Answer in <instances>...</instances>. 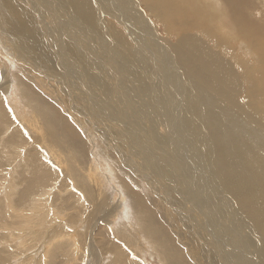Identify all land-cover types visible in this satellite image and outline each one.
<instances>
[{"label":"bare ground","instance_id":"obj_1","mask_svg":"<svg viewBox=\"0 0 264 264\" xmlns=\"http://www.w3.org/2000/svg\"><path fill=\"white\" fill-rule=\"evenodd\" d=\"M21 1H23V3H18V2H20V0H0V26L2 27L1 28L2 30H3V27H6L5 28L6 32L4 30L3 34H5V33L7 34V38L5 40H3L4 41L3 43L5 44L6 47L10 48V50H11L10 54L13 55L12 58H14V56H15V58H19V55H21V58L19 59V62H22V63L26 64L27 66L28 65L31 66L34 70H36L37 72H39L42 75L48 74L45 70L51 72L50 74H56V75L62 74V73L64 74V72H62V70L59 68V66H55V56H54V53H53V52H55L54 44H55V46H57V48L59 47V44H60L61 52L58 55L57 54L56 55L58 57L57 59L60 62H62V64L67 63V67H66V65L63 66L66 69L65 72H67L69 75H71L70 72H72V76H73V73L75 71H77V68L75 67V64L71 62V60H72V58L77 59L76 63L77 64L79 63L80 67L84 71V75L87 76V78L85 77L84 80L87 81V80L92 79L93 77H96L97 78V82L99 84H102L105 87V89H107V93H105V94H103V93L95 94L98 97H102V98L105 97L107 99L109 96L112 95V93L114 91L117 92V89L118 90L121 89V85H123V84H120V83H123L122 82L123 80L127 81L128 82L127 84L130 86V88L126 89L128 87H124V86L123 87L125 88V90L128 93V95L129 94L130 95H129L128 102L125 99L122 98V101H124V105H123V110H122L123 116H121V118L124 121L122 123H120L123 128H118V129L121 132H123L124 130H126L128 132L130 131V133H129L130 135L129 136H130L131 140H137L139 142L140 140L138 139V137L139 136L142 137L143 135H144L143 137H145V133H143V131H145V132H148L147 137L149 136V133H150V135H151L150 139H152L153 142L157 146H159L158 144L162 145V148L164 149L163 151H166V150L168 151V149H169V146H168L169 141L173 143L171 145H172L173 149L175 150L174 146H177V144H178L176 142V138L173 139V141H172L171 137H161L159 135V133H158V136L157 135L154 136L155 134L153 133V131H154L153 127H154L155 124L160 123V122L163 123V122H165V120H167L168 123L167 122L166 123L169 124V126H170V128L172 130L171 134L174 135V132L178 131V129L180 127L182 128V126H183L184 129H185L184 131L187 132L186 138H189L190 142L192 141V143H191L192 146H199L201 148L196 153L198 155H200V153H202L205 156V159H202L203 161L201 162L200 161L201 159L200 158L198 159V155L190 156V154H192L191 153L192 150H191V152L189 154V158H187L188 152L186 150H188L187 149L188 147L186 146V144L184 145V144H182V142H179L180 143L179 148L182 151L183 155L186 154V157L184 156L183 158L186 159L185 161H186V163L188 162V165L199 166V172L202 173L203 170H208L207 168L205 169V166H203V164L205 165V163H204L205 160H206L207 164H212V158L214 157L215 164L214 165L212 164V170L217 176L219 175V171L222 169L223 171H225V174H226V172H228L229 176L230 175H234L237 178V180H238V182H237L238 186L234 185L233 192H230L231 190L229 191L227 189L228 187L226 188L223 184L220 185L224 189V192H222V194H223L222 198L228 204H225V203H223L221 201L222 200L221 199V195L219 197V203L218 202H213L210 199H206V197L203 195V193H202V191L200 189V191H201L200 193H201L202 197L204 198L205 204L207 205V207L209 209L215 211L216 215L219 218L218 224L214 221L213 218H211V220H210L211 226L214 227V230H212V232L216 236L215 243L211 242L208 239L207 235L199 236L200 225L204 224L201 219H200L201 223H198L199 227L198 226H196V227L193 226L194 222L192 223V225L189 223L190 228L197 232L195 234V236H196L195 240L197 242H199L198 245L201 246L200 247L201 248L200 249L201 250L200 254L206 260V262H204V264L205 263L206 264H264V245L262 244V243H264V20H263L262 17H258V16H256L254 14V7L255 6L251 2L252 0H211V1H206L205 0L206 2H200L199 4H197L196 3L197 1H194V0H145V7L148 8V11L151 12L154 15L156 21L158 19L159 24L161 26L163 25L164 29L167 32L171 33L172 38L174 37L175 41L172 43V46H174V51H175V53L178 56V61L180 60V62L182 64V67H185L187 69V71L184 70V73L185 74L189 73L192 76V78L194 79V81L192 80L194 83H192L191 85L189 84L190 82L189 83L187 82L189 84V86L191 87L190 89L189 88H187V89L192 91L190 94H194L195 92H197L199 94V96H197V97H199V99L196 100L195 98H191L189 102H187L188 100H186V99L190 98L191 95L189 96V95H185L183 93L186 90V88H185L186 85L184 84L182 79H181V81L179 80V78H180L179 76L180 75L179 76L176 75L175 81L178 83L177 86H175L173 83L168 81L169 79H167V78L165 79V82L168 84L169 88L174 87L173 89H175V91H176L175 94L171 95L169 93V91H167V92L164 91L163 88H164V83L165 82H162V83L160 82L161 85L160 84L159 85L161 86L162 89H160V91H158L155 88L156 83L154 82L156 80V75H157V71H156L157 65L153 66L152 61L149 58L148 59H143V57L140 54H138V50H135L133 53H131L130 51L132 49L130 47H128L126 42H125V44L124 43H117L116 46H114L113 48H110V49L106 48L107 46H106L105 43L107 42V40L110 39L111 42L114 43V41L118 38V36H119L120 39L129 40V38H131L130 39L131 41L136 39L137 42H139V43L143 42V44L149 48V53L150 54H151L152 51H154L155 52L153 54L154 57L158 60V62L159 61H163V66H165V67H170V66L175 67V65L171 62L170 57L169 58L167 57L166 50H161L160 46L163 47V45H162L163 43L161 41L159 42V40L156 39V36H157L156 33L154 32V33L151 34V32H153L151 30V28H152L151 24L147 21L148 23L145 22L146 24L143 25L142 21H144V19H146V20H148V19L141 14L140 10L139 11L136 10L137 6H136V4H135V2L133 0L128 1L127 4H125L127 6V8L124 6L126 8V10L123 9L124 13L121 10L123 7H121V6L117 7L119 9V11L121 10V12H122V15H120V17L122 18L121 21L125 25H127V26L133 25L132 24L133 20L136 21V23L138 24V27H136L135 25L132 28L130 27L131 28V32H129V33H131V35H130L131 37L126 36L127 33H125L121 28L120 29L116 28V30L115 29L111 30V27H109L111 34L107 33V37L99 35L101 33H104L103 29L106 28L105 23L103 22V18L99 14H101V13H103L105 11V7L104 6H109L108 4H105L103 2V0H95V2H93L94 0H42L41 2L43 4L47 3L49 5V4L52 3L53 6L55 5L53 8H58V9L60 8V11H61L60 14L66 16V18L68 19V20L64 19L68 23V26H70L69 24L72 25V22H74V21L76 22V20H78V22L80 23L79 25H80V28L82 27L81 29L80 28L79 29L73 28L72 31L66 30L65 33L62 32L63 33V35H62L63 36V41H65V39L69 38V41H65L66 42L65 45H63L61 41H60L61 43L58 42V40H57L58 37L57 38L55 37V41H54V38H53L54 36L51 35V33L53 34V31L51 29L50 30L48 29L49 26H48V28L42 27V29H41L40 24L41 25L44 24V23L42 24V20H44L42 18H44V17H43V15H41L42 14L41 13L42 10L40 9L41 10V12H40V10L36 9V5L39 4V2L36 1V0H21ZM24 3H26L28 5V7H30L29 5H32V7H34L35 14H32L28 10V8L25 7L26 5L24 6ZM110 3L113 4L112 2H110ZM179 4L182 5L181 8L179 7ZM203 5L206 7V12H207L206 14H204L205 11L203 9ZM113 7H114V5H113ZM210 8H212V10H213L212 12L210 11ZM108 9H111L110 6H109ZM142 11L146 12V9H143ZM258 11H260V10H258ZM135 12H138V13H135ZM256 12H257V10H256ZM117 13H118V11H117ZM260 14H261V12H260ZM114 16L117 17L116 15H114ZM1 18H2V20H1ZM117 18H119V17H117ZM158 21H157V23H158ZM78 22L76 24H78ZM47 23H48V21H47ZM50 25H52V24H50ZM74 25H75V23H74ZM144 27L148 28L146 30L145 34H143V32H142V31L145 30ZM216 30H218V32H216ZM91 31H93V32H91ZM219 32H221V34H224V35H226L227 33L229 35H230V33H233L232 37L236 38L235 40L238 39V40L244 41V46L241 45V44L240 45L237 44V46H235V48L239 49L242 46V48L244 50L245 46H246V49L248 51H250V53L248 55V56H250V58L247 56V57H244V59L241 57L242 54H236L235 53L236 55H234V54L231 53L233 58L238 60L240 62L239 64H241L243 66V69H242L241 72H237V70L235 69L233 61H230V60L226 59V57L223 55V53L221 54L219 52V50H220L219 48H221L223 51L227 52V54H229V52L232 51L231 49H235L231 45V42L224 40V38L222 37L223 35L221 36V34H219ZM71 33H74V35L72 36ZM65 35L69 36V37H65ZM94 35H95V37H93ZM146 36H148L149 38L148 39L145 38ZM111 37H114V39H112ZM85 38L88 41V47L89 46H90V48L93 47L94 49H97L100 53L102 52V54L105 57V59H110V60L112 59V61H113L114 55H112L113 53H111V52H113L112 50H115V52L118 50L119 51L118 54L120 56H122L121 58L119 57L120 58V63L126 64L125 65L126 68L124 67L125 68L124 71L126 73L127 78L122 77L123 80L121 82L119 81V79H118L119 75L117 74V72H119V71L116 72V69L114 68L115 65H112V68H114L113 74L116 76V85H114V84H112L114 86L110 85L111 81H109L110 78H108V77H110V76H109L108 73H107L108 77H105L106 75L103 74L105 78H102L101 76L97 75L96 71H95L96 69L94 67L99 68V67H101V65L98 63V61H96V59H94V57H90V55L91 56L93 55L92 48L90 49V48L86 47V41L84 40ZM92 38L94 40H92ZM1 39H3V38H1ZM152 39H154V40L159 42V45L157 43V45H158L157 49H155V47H153V42L154 41ZM210 41L213 42V45H215L214 47H213V45L209 44ZM103 44H105V45H103ZM141 46H142V44H141ZM164 47H165V45H164ZM148 48H146V49H148ZM100 53L97 52L96 54H94V56L95 57L97 56L96 58H98L100 61L103 62L104 58L102 57V55H100ZM233 53H234V51H233ZM4 54H5V52H4ZM133 54L136 55V56H134ZM149 56L152 57V55H149ZM252 58H255L253 60L254 62H251ZM132 59H136V61H138V64L137 63L135 64V62H134L135 60H132ZM67 61L70 64H68ZM130 61H133L134 65H136V66L132 67ZM172 61H174V60H172ZM164 63H167L168 66L165 65ZM14 64L15 63H13V65ZM38 64L43 66V68L45 70L44 69H43L44 71L39 70L40 66ZM108 64L110 65L111 63L108 62ZM26 65H23V66H26ZM14 67H15V65H14ZM104 67H106V66H104ZM24 68H26V67H24ZM167 69H169V68H167ZM29 71L31 72V70H28V72ZM135 71H137L139 73V77L141 79H139L136 76H134L136 78V80L134 82H131V80L128 77H130L131 75H134ZM102 73H103V71L101 72V74ZM40 74H39V77H40ZM128 75H130V76H128ZM67 77L69 78V76H65L64 81L60 80L61 81L60 83H63L64 87L69 83V81H67ZM173 77H172V79H173ZM6 79H7V77H6ZM46 79H44V81ZM50 82H53V81H50ZM168 82H170V84ZM172 82H173V80H172ZM44 84H46V82ZM50 84H52V83H50ZM134 84H135V86H134ZM5 85H6V81H5ZM3 86L0 85V87H1L0 94L4 93V91L2 92V90L3 89L5 90L6 87H7L6 86L4 88ZM46 86H47V84H46ZM156 86H158V85H156ZM21 87H22L23 90H25L23 86H21ZM7 89H8V87H7ZM32 89H34V87ZM28 90H29V88L25 90L26 93H28L27 92ZM47 90L49 91V89H47ZM52 90H54V89H52ZM6 91H8V90H6ZM48 91L46 92L47 95H48ZM40 93H42V92H40ZM163 94L165 95V97H167V101H165ZM6 96H8V94ZM6 96H4V97H6ZM24 96H26V95H24ZM49 96H51V94ZM150 96L155 97V98H150ZM55 97H57V96H55ZM141 97H143V98L145 97L144 100L142 98V100L144 101V104L142 102H140L141 105L140 104L138 105L137 102H138V100ZM134 98H136L137 101H135ZM36 99L37 100H35V98H33L32 96H28V95L26 96V100L24 101V103L27 105L26 106L27 110H32V109L36 110L39 107L41 108V105H40L41 102L38 101V98H36ZM52 99L53 98H51V100ZM93 100L95 102H92V103H94V105H97L96 108H94V109L99 110L100 113L102 114V117L105 115L102 111H108L110 113H114L112 111L113 109L111 108V104H110V107H109L105 103L99 102L97 98L95 100L94 97H93ZM37 101L39 102V104H38ZM7 102H9L10 105L12 103L10 100L7 101ZM20 102H22V101H20ZM3 103H2V97L0 95V125H2L3 122H5V123L7 122L8 123V127H7V129L5 131H8V129L11 130L13 132V135L11 137L17 136V138H18L19 137V132L21 134L22 133L21 129H23V125H21V124L22 123L25 124L26 121L24 120L25 121L24 122V121H21L22 119L21 120L17 119L16 117H17V114L19 112L16 113L12 109L10 111H12V113L14 115L13 119L11 118L12 117V113H10L11 116L9 114H7V113H6L7 115L3 114L2 113L3 109H4V113H5L6 109L8 108ZM9 103H7V104H9ZM90 103H91V101H90ZM129 104L132 105V108H133L132 117H133V115H134V117L131 118V120L129 119V125H127L128 121H126V119L128 117L126 118L125 115L127 116V114L130 113V111H131L130 109H132V108L129 109V107H130ZM49 105H50V102H49ZM197 105H199L198 109L201 108V109H199V113H197V116H199V118H198L199 122L194 121V118H193L195 113H196V111L198 110L197 108H195V106H197ZM43 106H44V104L42 105V107ZM169 106H170V108H169ZM13 107L14 106H12V108ZM46 107L43 108V110H45L44 112L46 113V115H44V116L47 117V121L49 119H51V118H54L56 120L55 115L52 114V111L47 109ZM55 108L56 107H54L53 109H55ZM15 109H16V107H15ZM175 109H177L176 116L174 115L173 117H170V114L173 111H175ZM43 110H41V111H43ZM62 110H63V107H62ZM16 111H18V110L16 109ZM57 111L59 113V110H57ZM95 112H97V111H95ZM37 113L38 112H36V114ZM86 113H87V110L85 111V114ZM19 114H21V112ZM38 114H40V112ZM55 114H57V113H55ZM68 114H70V112ZM7 116L9 117V120H8ZM27 116H29V115H27ZM34 116H35V114H34ZM165 117H166V119H165ZM21 118H23V117H21ZM31 118H29V119L31 120ZM44 118H42V119H44ZM77 118H79V117H77ZM94 118H96L95 120L97 122V125H101L104 122L103 119L97 118V115ZM36 119H37V117H36ZM39 120L37 119V122H39ZM27 121H28V119H27ZM32 122H34V121H32ZM44 122H46V120ZM78 122H81V121H78ZM83 122H81L82 125L85 124V121H83ZM96 122H94V123H96ZM106 122L107 121L105 120V123ZM182 123L184 125H182ZM179 124H180V126H179ZM36 125L37 124L35 122V124H33L31 126H30V124H29V126H27V125L26 126L31 130V127L35 128ZM43 125H44V123H43ZM26 126H24V127H26ZM45 126H46V124H45ZM45 126H44V128H45ZM64 126H65V124H64ZM112 126H114V125L111 123L110 127H112ZM70 127L72 129L74 126L72 127L71 125H69V127H66V128L70 129ZM205 127H208V129L210 130L211 133H207L204 130ZM42 128H43V126H42ZM49 128H51V127L48 126V129ZM155 128H156V126H155ZM255 128L263 129L262 133L258 132L259 131L258 129L256 131ZM35 129L37 130V128H35ZM101 129H102V127H101ZM109 129H111V128H104V130H106V131H109ZM118 129L116 130V128H115L114 132H117ZM193 129L196 130V132L199 131L198 132L199 135L196 134L197 137L199 136V139L197 138L196 141H195V138H194L196 135L194 134V130ZM45 130L46 129H43V131H45ZM53 130H54V134L58 130V127H57L56 123H55V125L53 127ZM157 130H159V129L157 128ZM49 131L46 132V133L48 134ZM37 132L38 131H36V133ZM78 132H79V130H78ZM31 133H32V131H31ZM204 133H206V134L204 135ZM4 134L6 135V133H4ZM50 134L51 133H49L47 136L44 137L46 139H44L43 137L42 138L40 137V138L42 139V141L48 140L49 137L52 138V136H50ZM115 134H116V137L111 135V140H112V142L114 143L115 146L113 145V143H111V142L108 143V141L105 140L108 143V145L113 148L112 151L113 152L116 151L115 154H117L118 156L119 155L122 156L123 155L122 153H124V152L125 153L132 152L131 151L132 149H130L128 147L129 145L127 146V144H124V143H128V142L125 141L126 139L124 140L117 133H115ZM152 134H154V135H152ZM36 135L37 134H35V136ZM44 135H45V132L43 133V136ZM161 135H163V134H161ZM181 135H179V136H181ZM184 135L185 134H183V136ZM76 136H77V139H79V136L78 135H76ZM11 137L9 139H11ZM38 138H39V136H38ZM41 139H40V141H41ZM58 139H59V137H58ZM58 139H56L57 142L59 141ZM34 140L37 141V139H34ZM127 140H129V139H127ZM48 141L51 143L50 140H48ZM48 141H45L46 143L44 142L46 144V146L43 143L42 144L44 145L46 152L54 160V159L57 158L55 152H58L57 150L59 148L57 147L58 149L56 151H55V149H53L55 151L54 152L52 150V148L50 147L51 145L49 144ZM120 142H122L123 144L120 143ZM134 143H136V142H134ZM40 144H39V146H40ZM53 145L54 144H52V146ZM40 147H43V146H40ZM44 147H43V149H44ZM3 149H4V147H3ZM61 149H63V147ZM16 150H18V149H16ZM150 151H149V154H150ZM3 152H4V150H3ZM5 152H7V151H5ZM17 152H16V154H17ZM168 152H170V151H168ZM175 152L172 150V153H173L172 154L173 155L172 160L175 163L174 165H176L179 170L182 169L183 166L186 167V169L189 168L188 165H183L181 160L177 159L178 157L176 156V154H179V153H177L178 151H176V150H175ZM184 152H185V154H184ZM9 153H12V151L9 150ZM143 153L145 154L144 151H143ZM151 153H152V151H151ZM21 154H22V152H21ZM162 154H163L164 157H162V155L158 156V157H156L157 158L156 161H157V163L159 162V164L161 166H163V168H164L165 167V163H166V166H168L169 163L167 161H165V160L168 159V158H165V157H168V156L164 152ZM59 155L61 157V154H59ZM124 155H126V154H124ZM151 156H152V154H151ZM153 156L155 157V155H153ZM194 157H195V160H194ZM150 158L152 159V157H150ZM130 159H132V158H130ZM83 160H85V159L82 158V161ZM172 160L170 159V161H172ZM198 160H199V162H198ZM21 161H23V160H21ZM21 161L19 163H21ZM40 161H39V163H40ZM70 161H71V159H70ZM62 163H63V160H62ZM67 164H69V163H67ZM170 164H172V163L170 162ZM79 165L80 164L78 163V166ZM18 166H21V165L18 164ZM23 166H24V164H23ZM23 166H21V167H23ZM136 166H137V163H136ZM170 166H172V165H170ZM15 167H16V165H15ZM64 167H66V166H64ZM25 168H27V167H25ZM138 168H140V167L138 166ZM173 168H174V166H173ZM173 168H171V169L173 170ZM61 170H64L65 172L68 171L67 168L66 169H62L61 168ZM77 170H79V169H77ZM90 170H91V173L88 174V175H85V177L84 176L78 177V178H76V177L73 178L72 176L71 177L73 179H76L78 184L79 183L81 184V188L80 189L83 188L84 191H88V193L91 196H93V197H95L97 199L96 202H94L95 200L93 201L94 202L93 204L97 205V207L100 208V206H103V203H100V200L102 199L101 196L103 197L104 192L102 190L101 183L98 181V179L96 177L97 175L95 174V172L93 171V169L91 167H89V171L88 172H90ZM158 170H159L158 173L160 175H163L164 181L166 180L167 183H170L169 187H168V190L166 191V195L168 196L167 193H169L170 189H171L172 191H175V192H170V193L178 192V194H180L179 197H180V200H181L182 197H183L182 192L178 188H174L176 186L173 185V183L176 182V179H177V176H178L177 171H176V173L174 171L167 173L166 171H168V170H165V169H162V168H160ZM69 171H68V173H70ZM140 171L142 172V170H140ZM85 173H87V172H85ZM77 175H78V173H77ZM192 176H193L192 173L189 174V177L192 178ZM220 176H219V178H220ZM192 179L199 185L200 181L196 177L192 178ZM234 179H232V181ZM157 180H159V178ZM230 180H231V178H230ZM8 182L9 181H7V183ZM51 183H52V181H51ZM228 184H229V182H228ZM234 184H236V183H234ZM77 187H79V186H77ZM17 188H15V189H17ZM13 190H14V188H13ZM46 190H48V189H46ZM105 192H107V191H105ZM44 193H45V191L39 193V195L42 197V196H44L43 195ZM136 193H137V191H136ZM245 194L251 199L250 202L247 203V211H248V214H249V216H247V220H248L247 230H250V232H251L250 235L248 236V238H247V233H246L247 230L246 231L243 230V231L240 232L237 229H234L236 224L241 223V221L245 222V220H246V219H243V218L240 219L239 212L237 211L238 207H239L237 198H240L241 196H243ZM128 195L130 196L129 198H132L131 197L132 194L130 195V191L128 192ZM15 196H16V194H15ZM125 196H127V195H125ZM108 198H110V197H108ZM120 198H122V197H120ZM35 199L38 200L36 198V196L34 198V201H35ZM135 199L136 198H134L133 203H132V200L129 199V200H131V202H130L131 204H127V205L132 206L131 210H134L135 217H137L136 221L139 219L138 221L140 222V224L137 222L138 223L137 225L140 226L141 230H144V232H145L144 234L147 235L148 238H146L143 235L140 236L141 235L140 233H138V234L136 233L137 234L136 235L135 232L134 233L132 232L133 229H132L131 223L127 222L129 220V218H130L129 215L127 217L128 220L126 219L125 222L123 220L124 224L128 223L127 225H129V227L127 226L126 229H124V226L122 224L123 229H120V230H123L125 237H127L129 240L130 239L134 240V238H135L139 242L142 240L141 242H144V243L147 240V242H149V244L148 245L145 244V246L142 244L140 249L142 251L146 252V249H149V250L152 249L153 250V248H154L155 249L154 253H156V254L160 253L159 256H160V259H162L163 264H175L174 261L177 260V259L180 260V261H177L178 262L177 264H184L186 262L185 261L186 257H184L183 253L181 252L182 250H179L177 247L171 246L173 243L169 241V239L167 238V236H166L165 232L163 231L162 227L159 225V222L153 221L152 217L147 214L148 206L145 205L140 198H138V200H136V201H135ZM168 199H170V198L168 197ZM172 199H173V202L178 204L180 209L177 208V207H175V208L178 209L180 211V213L182 214V209L184 207H182L181 202H179L180 200L179 201L176 200V198H173V196L171 197L170 201H172ZM89 200L90 199H87L88 202L91 201V200L90 201ZM103 200H105V199H103ZM34 201H32V202H34ZM109 201H110V199H109ZM32 202L30 201V203H32ZM101 202H103V201H101ZM185 203L188 204L187 202H185ZM110 204H111V202H110ZM83 205H85V204H83ZM104 205H105V202H104ZM119 205L120 204H118V206ZM11 206H13V205H11ZM39 206H40V204H39ZM107 206L108 205L106 203V207ZM35 207H37V205ZM125 207H127V206H125ZM94 208H95V206H94ZM16 210H18V209L16 208ZM186 210H187V208L185 209V212H186ZM235 210L237 211V214L233 213V212H235ZM105 211H106V209H105ZM107 211H108V209H107ZM127 211H128V209H127ZM94 212H98V211H94ZM113 213H115V212H113ZM190 213L191 214H193V213L195 214L196 211H193V212H190ZM70 214H71V212H70ZM104 215H105V213H104ZM186 215H188V214H186ZM98 216H99L98 220H101L102 219V214H100ZM10 217H12V216H10ZM182 219L185 220L184 217H182ZM105 220H103V221H105ZM131 220H133V219L131 218ZM15 221H17V220H15ZM90 221H91V219H90ZM226 221H229V222L227 223ZM194 224H196V223H194ZM37 226H39V225H37ZM122 226H120V227H122ZM24 227H26V225ZM230 228L235 230V232H234V230L232 231V233L234 232V234L229 233V229ZM120 230H119V234L118 235H120ZM137 230H139V228L137 229V227H136V231ZM53 231H56V230H53ZM98 231H100V230H98ZM103 231H104L103 234H105V232H107V227H105ZM62 232L64 234V232H65L64 229H63ZM112 232H113V230H112ZM242 232H244V234ZM67 234L69 235V232ZM170 234L172 235V233H170ZM205 234H207V232H205ZM208 234H210V233H208ZM57 235H60V232ZM105 235H107V234H105ZM116 235H117V233L115 234V236ZM224 235H226V236H224ZM237 235L240 236V239L238 237H236ZM60 237H58V239ZM67 237H69V236H67ZM113 237H114V234H113ZM144 237L146 238V240L145 239H141V238H144ZM54 238L56 239L55 236H54ZM90 238H92V237L90 236ZM199 238H203L204 241H206V244L201 243ZM64 239H65V237L62 240H64ZM67 239H69V238H67ZM72 239H73V237H72ZM178 239H179V237H178ZM69 240H68V242H69ZM143 240H145V241H143ZM179 241L178 242L175 241V242L178 244ZM183 241L184 240H182V242ZM56 242L59 243V240H57ZM128 242H130V241H128ZM22 243H24V242H22ZM58 243L55 244V242H54L53 245H57ZM60 243H61V241H60ZM208 243H210L211 246H209ZM136 244H137V242L134 245H136ZM137 245H139V244H137ZM178 246H181V243H179ZM234 247H237L239 249L240 253H237L235 251ZM65 248H68V247H65ZM197 248H199V247H197ZM51 249L52 248H49L48 250L45 251V253H44L45 256H47V254L49 253V251ZM113 250L115 252L114 253L115 257L123 255L124 254L123 251H126V252L129 251L130 252V250H132V252H133L131 244L130 243L127 244V242L124 245L121 244L120 247H119V245L114 246ZM141 250H139V252ZM156 250H158L159 252L158 251L156 252ZM193 250H195V249H193ZM253 250H256L258 252V254H259V261H258L259 263L257 261H255V260H253L248 255V253L253 252ZM102 251H103V249H102ZM106 252H107V250H106ZM195 253L193 255H197ZM108 255H109L108 257L111 256L110 254H108ZM224 255H226L227 257H225ZM104 256H106V255H104ZM181 256H182V258L184 260L183 262L181 261ZM136 257H137V254L135 253V258ZM224 257L227 260H225ZM110 258H113V257H110ZM170 258H171V260L174 259L173 262L172 261L170 262ZM108 259L109 258H107V261L109 262ZM116 259L119 261L120 264H123L124 260H121L120 257H117ZM131 260L134 261L133 257H132ZM136 260H138L140 262V258L139 257L136 258L135 261ZM197 260H195V261H197ZM59 261H61V259ZM129 262H130V260H129ZM117 263L118 262H116V264ZM36 264H37V262H36ZM52 264H53V262H52Z\"/></svg>","mask_w":264,"mask_h":264},{"label":"rangeland","instance_id":"obj_2","mask_svg":"<svg viewBox=\"0 0 264 264\" xmlns=\"http://www.w3.org/2000/svg\"><path fill=\"white\" fill-rule=\"evenodd\" d=\"M36 1L39 2V4L36 5V9H38V10L41 9L42 10V12L40 10V12L42 13L41 15H43V17H44V18H42V19H44V20H42V24L43 23L44 24L43 25L40 24L41 29H42V27L48 28V26H49L48 29L49 30L51 29L53 31V34L51 33V35L54 36L53 37L54 41H55V37L56 38L58 37L59 38V39L57 38L58 42L59 43L62 42V44L65 45L66 44L65 41H69V38L65 39V41H63V36H62L63 33L62 32L65 33L66 30L72 31L73 28L79 29L80 23L78 22V20H76V22L73 20L74 22H72V25L69 24L70 26H68V23L64 20V19H66V20H68V19L66 18V16L60 14L61 13L60 8L59 9L53 8L55 5L53 6L52 3L49 5L47 3L43 4L41 2L42 0H36ZM114 1L115 0H111V1L110 0H107V1L103 0V2L105 4H108L111 9H108L109 6H104L105 11L103 13L99 14L102 16L103 22L105 23V26L108 29V30L106 28L103 29L104 33H101L99 35L107 37V33L111 34L110 29H109V27H111V30H113V29L116 30V28H118V29L121 28L125 33H127L126 36L131 37L130 36L131 33H129V32H131V28L134 27V25L136 27H138V24L136 23V21L133 20L132 21L133 25L127 26L121 21L122 18L120 17V15H122L121 10L124 13V10H126V8H127V6L125 4H127V2L130 0H123V1L122 0H116L115 2ZM133 1L135 2L136 6L138 7V8L136 7V10L137 11L140 10L141 14L148 19V20L144 19V21H142L143 25H145L146 24L145 22H147V21L151 24V26H152L151 30L153 31V32H151V34L155 32L157 35L156 39L159 40V42L161 41L163 43L162 44L163 47L165 45V47H164L165 49L161 46H160V48H161V50H166L167 57L168 58L170 57L171 62L175 65V67L163 66V61H159L160 62L159 63L158 60L154 57L153 54L155 52L152 51L150 54L149 48L147 46H145L143 44V42L142 43L137 42L136 39L131 41L130 40L131 38H129V40H130L129 41L127 39H120L118 36V38L114 41V43L111 42L110 39H108L107 42L105 43L107 46L106 48L110 49V48H113L114 46H116L117 43H124L125 44V42H126L128 47H130L133 50V51L132 50L130 51L131 53H133L135 50H138V54H140L143 57V59L149 58L152 61L153 66L157 65V68H156V71H157L156 80L157 81L155 80L154 82L156 83V85H158V86L155 85V88L158 91H160V89H162L160 86L161 85L160 82L161 83L165 82L166 78L169 79L168 81H170L175 86H177L178 83L175 81L176 75H178V76L180 75L179 80L181 81V79H182L184 84L186 85L185 86L186 90L183 93L185 95H189V96L191 95L190 98L186 99V100H188L187 102H189L191 98H195L196 100H198L199 97H197V96H199V94L197 92H195L194 94H190L192 91L189 90L191 88L189 86V84L191 85L192 83H194L193 82L194 79L192 78V76L188 72L187 73L189 75L184 73V70L187 71V69L185 67H182L180 60L178 61V56L174 51V46H172V43L175 41L174 37L172 38L171 33L167 32L164 29L163 25L161 26L159 24L158 19H157V21H158V23H157L154 15L148 11V8L145 7V0H141V1L140 0H133ZM194 1H197L196 3L199 4L200 2H206V1H211V0H206V1L205 0H194ZM93 2H95V0ZM110 2H112L113 4H111ZM251 2L255 6L254 7V14L258 17H262L264 20V0H252ZM18 3H23V1L20 0V2H18ZM113 5H114V7H113ZM24 6L26 8H28V10L32 14H35V10H34V7H32V5H29L30 7H28V5L26 3H24ZM120 6L123 8L119 11V9L117 7H120ZM179 7L181 8L182 5L179 4ZM143 9H146V12H143L142 11ZM203 9L205 11L204 14H206L207 13L206 7L204 5H203ZM256 10H257V12H256ZM258 10H260V11H258ZM117 11H118V13H117ZM210 11L211 12L213 11L212 8H210ZM260 12H261V14H260ZM135 13H138V12H135ZM114 15H116L120 19L115 17ZM1 20H2V18H1ZM47 21H48V23H47ZM77 22H78V24H76ZM74 23H75V25H74ZM50 24H52V25H50ZM1 28L2 27L0 26V51H1L0 52V85H2V86L4 85L3 86L4 88L6 86L8 87V89L6 87L5 90L4 89L2 90V92L4 91V93L0 94L2 97V103L4 102L3 104H5L8 107L5 111V113H4V109H3L2 113L3 114L7 113L11 116V114H10V113H12V111H10L11 109L13 111H15L16 113L21 112V114H19V113L17 114L16 118L20 119V120L22 119L21 121L25 120L26 122L24 121L25 124L24 123L21 124V125H23V129H21L22 130L21 134L19 132L18 138H17V136L11 137L13 135V132L11 130L8 129L9 132L5 131L8 127L7 122L6 123L3 122V124L0 125V138L1 137L3 138V139L2 138L0 139V141H1L0 142V264H18V263L19 264H27V263L28 264H36V262H37V264H46V263L52 264V262H53V264H116V262H118L117 264H120L119 261L116 259L117 257H120L121 260H124L123 264H145V263L146 264H163V261H162V259H160V256H159L160 253L159 254L154 253L155 252L154 248H153V250L152 249H150V250L146 249V252L142 251L140 249L142 244L145 246V244L148 245L149 242H147V240H146V238H148V237H147V235L144 234L145 233L144 230H141L140 226L137 225L138 223L140 224V222L138 221L139 219L136 221L137 217H135L134 210H131L132 206L127 205V204H131L130 203L131 200L133 203L134 198H136L135 201L138 200V198H140L143 201V203L148 206L147 214L152 217L153 221L159 222V225L162 227L167 238L169 239L170 242L173 243L171 246L177 247L179 250H182L181 252L183 253L184 257H186L185 258L186 262L184 264H202V263L204 264V262H206V260L200 254V252H201L200 247L201 246H199L198 245L199 242H197L195 240V237H196L195 234L197 232L190 228L189 223L191 225L193 222L196 223V224L193 223V226L196 227L199 225L198 223H201L200 222V219H201L204 224L200 225L199 236L207 235L208 239L211 242L215 243L216 236L212 232V230H214V227L211 226L210 220H211V218H213L214 221L218 224L219 218L216 215L215 211H213L207 207V205L204 202V198L202 197L200 192L202 191V193L206 197V199H210L211 201L218 202V203H219V197L221 195V199H222L221 201L225 204H228L222 198V196H223L222 192H224V189L220 185L223 184L226 188L228 187L227 189L229 191L231 190L230 192H233L234 185L238 186L237 178L234 175L229 176L228 172H226V174H225V171H223L222 169L221 170L219 169L220 170L219 175L217 176L212 170V164L213 165L215 164L214 157L212 158V164H207L206 160H205V162H204L205 165L203 164V166H205V169L207 168L208 170H203L202 173L199 172V166L188 165V162L186 163V161H185L186 159L183 158L184 156L186 157L185 152H184L185 155H183L182 151L179 148V145H180L179 142H182V144H184V145L186 144V146L188 147L187 148L188 150H186L188 152L187 158H189V154H190L191 150H192V152H191L192 154H190V156L198 155L196 152L199 151L201 148L199 146H192V144H191L192 141L190 142L189 138H186L187 132L184 131L185 129L183 126H182V128L180 127L181 129L179 128L178 131L174 132V135L171 134L172 130H171L169 124H167L168 123L167 120H165V122H163V123L160 122V123L155 124L153 127L154 131L151 129L153 131V133L155 134V135L152 134L154 136H156V135L158 136V133H159V135L161 137H171L172 141H173V139L176 138V142L178 144H177V146H174V147H175V150L178 151L177 153H179V154H176V156L178 157L177 159L181 160L183 165L189 166V168L186 169V167H184L182 165L183 168L180 170L178 169V167L176 165H174L175 163L172 160V158H173L172 150L175 152V150L173 149V147L171 145V144H173L172 142L169 141L170 144L168 143V146L170 149V150L168 149V151H170L171 152L170 153L167 150L163 151L164 149L162 148L161 144H158L159 146H157L153 142V140L150 139L151 138L150 133H149V136L147 137L148 132L143 131V133H145V137H143L144 135L142 136L143 138L141 136H139L140 138L138 137V139L140 141L138 142L137 140H131L130 139V136H129L130 131L128 132V131L124 130L123 132H121L118 129V128H123L120 123H122L124 121L121 118V116H123L122 110H123V105H124V101H122V98L128 102L129 95H130V94L128 95V93L126 92V90L124 88V87H128L126 89H129L130 86L127 84L128 82L124 81L122 78V77L127 78L126 73L124 71V69L126 68V66H125L126 64L120 63V58L122 56H120L118 54V52H119L118 50L116 52H115V50H112L113 52H111V53H113L112 55H114L113 61H112V59L111 60L105 59L102 52L100 53L97 49H94L93 47H91L93 55L92 56L90 55V57H94V59H96V61H98V63L101 65V67H99V68L94 67L96 69L95 70L96 74L101 76L102 78H105V77H108V75H107V73H108L110 76V77H108V78H110L109 81H111L110 85L114 86V85H116V76L113 74L114 68H115L116 72L119 71V72H117V74L119 75V77H118L119 81L121 82L123 80L122 81L123 83H120V84H123V85H121V89L120 90L117 89V92L114 91L112 93V95L106 99L105 97H103V98L98 97L95 94H101V93L105 94V93H107V89H105V87L102 84H99L97 82L96 77H93L92 79L87 80V81L84 80L85 77L87 78V76L84 75V71L80 67L79 63L78 64L76 63L77 59L72 58V60H71V62L74 63L75 67L77 68V71H75L76 73L74 72L73 76H72V72H70L71 75H69L67 72H65L66 69L63 66L66 65V67H67V63L62 64V62H60L57 59L58 58L57 55L61 52L60 44H59L58 48L54 44V49H55L56 53L55 52H53V53L55 56V66H59V68L62 70V72H64V74L63 73L58 74V75L50 74L51 72L45 70L43 68V66L38 64L40 66L39 70H42V71L45 70L48 73L46 75H42L39 72H37L36 70H34L31 66H29V65L27 66L26 64L19 62L21 55H19V58H15V56H14V58H12L13 55L10 54L11 53L10 48L6 47L5 44L3 43L4 42L3 40H5L7 38V34L6 33H5L6 35L3 34L4 30L6 32V29H5L6 27H3V30ZM144 29L145 30L142 31L143 34H145V32L148 28L144 27ZM91 32H93V31H91ZM216 32H218V30H216ZM71 34H72V36L74 35V33H71ZM219 34H221V32H219ZM230 35L228 33L226 35L221 34V36L224 38V40L231 42V45L233 46V48H235V46H237V44H239V45L241 44L244 46V41L238 40V39L235 40L236 38L232 37L233 33H230ZM65 37H69V36L65 35ZM93 37H95V35ZM1 38H3V39H1ZM111 38L114 39V37H111ZM145 38L148 39L149 37L146 36ZM84 40L86 41V47H88V41L86 40V38ZM92 40H94V39L92 38ZM152 40L154 41L153 47H155V49H157L159 42L154 40V39H152ZM157 43H158V45H157ZM105 44H103V45H105ZM141 44H142V46H141ZM209 44L213 45V42L210 41ZM214 46L215 45H213V47ZM88 48H90V46ZM146 48H148V49H146ZM219 49L221 50V51L219 50V52L221 54L223 53V55L226 57V59L233 61L235 69L237 70V72H241L243 69V66L241 64H239L240 62L238 60L233 58L232 54H234V55L242 54L241 57L244 59V57H247L250 53V51H248L246 49V46H245L244 50H243L242 46L239 49H237V48L231 49L232 51L230 50L231 52H229V54H227V52L223 51L221 48H219ZM233 51H234V53H233ZM4 52H5V54H4ZM95 52L96 53L98 52V53H100V55H102V57L104 58L103 62L100 61L98 58H96L97 56L96 57L94 56V54H96ZM149 55H152V57ZM134 56H136V55H134ZM248 57L250 58V56H248ZM254 59L255 58H252L251 62H254L253 61ZM132 60H135L134 61L135 64L136 63L138 64V61H136V59H132ZM172 60H174V61H172ZM107 61L110 62L111 64L109 65ZM13 63H15L14 64L15 67H14ZM130 63L132 65V67L136 66V65H134L133 61H130ZM68 64H70V63L68 62ZM164 64L167 65V63H164ZM23 65H26V66H23ZM112 65H115L114 68H112ZM104 66H106V67H104ZM24 67H26L27 69ZM167 68H169V69H167ZM28 70H31V72L30 71L28 72ZM102 71H103V73L101 74ZM39 74H40L41 78L39 77ZM103 74L106 76L104 77ZM65 76H69V78L67 77V81H69V83L64 87V84L60 83L61 82L60 80L64 81ZM128 76H130V75H128ZM134 76L141 79L139 77V73L137 71H135L134 75H131L130 77H128L131 80V82H134L136 80V78ZM181 76L182 77L184 76L183 77L184 79ZM6 77L8 80L6 79ZM172 77H173V79H172ZM44 79H46V80L44 81ZM172 80H173V82H172ZM5 81H6V85H5ZM50 81H53V82H50ZM45 82H46L47 86H46V84H44ZM170 82H168V83L170 84ZM187 82L188 83L190 82V83L188 84ZM50 83H52V84H50ZM112 84H114V85H112ZM21 86H23L25 90L29 88V90L27 91L28 93H26V91L23 90ZM134 86H135V84H134ZM33 87H34V89H32ZM173 88L174 87L169 88L168 84L166 82L164 83V88H163L164 91H166V92L169 91V93L171 95L176 93L175 89H173ZM187 88H189V89H187ZM0 89H1V87H0ZM47 89H49V91ZM52 89H54V90H52ZM6 90H8V91H6ZM47 91H48V95L46 93ZM40 92H42V93H40ZM49 93L51 94V96H49L50 95ZM7 94H8V96H6ZM24 95L32 96L33 98H35V100H37L36 98H38V101L41 102L40 105H41L42 109L39 107L36 110L35 109L27 110L26 109L27 105L24 103V101L26 100V96H24ZM4 96H6V97H4ZM55 96H57V97H55ZM163 96H164L165 101H167V97H165L164 94H163ZM93 97L95 100L97 98L99 102H103L109 107L111 104V108L113 109V110L112 109L111 110L114 113H110L108 111H102L105 114L102 117V114L100 113V111L94 109V108H96L97 105H94V103H92V102H95L93 100ZM51 98H53V99L51 100ZM142 98L143 97L140 98L141 100L139 99L140 101L138 100V102H137L138 105L140 104V102H142L144 104L143 100L145 99V97L143 98V100H142ZM150 98H155V97L150 96ZM9 100L12 102L11 105L14 106L13 108L10 105V103L7 102ZM134 100L137 101L136 98H134ZM20 101H22V102H20ZM90 101H91V103H90ZM39 102H38V104H39ZM49 102H50V105H49ZM7 103H9V104H7ZM43 104H44V106L42 107ZM61 106L63 107V110H62ZM129 106H130L129 109L132 108L131 104H129ZM15 107L18 111H16ZM45 107L52 111V114L55 115L56 120L54 118H51L47 121V117L44 116V115H46V113L44 112L45 110H43V108H45ZM54 107H56V108L53 109ZM198 107H199V105L195 106V108H197V109H198ZM169 108H170V106H169ZM199 109H201V108H199ZM199 109L196 111V113L193 117L194 121H196V122H199V120H198L199 116H197V113H199ZM41 110H43V111H41ZM57 110H59V113ZM86 110H87V113L85 114ZM130 110H131L130 113H128L127 116L125 115L126 118L128 117L126 119V121H128L127 125H129V119L131 120V118L134 117V115L132 117L133 108ZM95 111H97V112H95ZM36 112H38V113L40 112V114H38V113L36 114ZM69 112H70V114H68ZM33 113L35 114V116L37 117L38 120L40 119L39 122H37V119ZM55 113H57V114H55ZM176 113H177V109H175V111H173L170 114V117H173L174 115L176 116ZM27 115H29L30 117ZM96 115H97V118L100 119L102 117L101 119L104 120V122L101 124L102 126L97 125V122L95 120L96 118H94V117H96ZM13 116L14 115L12 113V117H11L12 119H13ZM21 117H23V118H21ZM77 117H79V118H77ZM29 118H31V120ZM42 118H44L46 120V122H44L45 120ZM75 118L81 122L85 121L86 125L85 124L82 125V123L78 122ZM27 119H28V121H27ZM165 119H166V117H165ZM8 120H9V117H8ZM105 120L107 121L106 123H105ZM32 121H34V122H32ZM35 122L37 124L35 126V128H37V130L34 127L33 128L31 127V130H30L27 126H29V124L31 126V125L35 124ZM94 122H96V123H94ZM43 123H44V125H43ZM55 123L58 127V130L54 134L53 127H54ZM111 123L114 126L110 127ZM45 124H46V126H45ZM64 124L66 127H69V125H71L72 127L74 126V127L72 129H71V127H70V129L69 128L67 129L64 126ZM180 124H179V126H180ZM47 125L51 128L48 129ZM182 125H184V124L182 123ZM24 126H26V127H24ZM42 126H43V128H42ZM44 126H45V128H44ZM155 126H156V128H155ZM101 127L103 130L101 129ZM104 128H111V129H109V131H106V130H104ZM115 128H116V130L118 129L117 132H114ZM157 128L159 130H157ZM43 129H46V130L43 131ZM257 129L258 128H255L256 131H257ZM78 130H79V132H78ZM204 130L207 133H211L210 130L208 129V127H205ZM258 130H259L258 132L262 133L263 129L260 128ZM31 131H32V133H31ZM36 131H38V132L36 133ZM48 131H49V133H51L50 136H52V138L49 137V139H48L51 141V143L48 140H45V141L49 142L52 150L55 149V151H56L59 148L57 150L59 153L55 152L53 150L56 153V157H57V158L55 157L56 159H54V160L45 150L44 145L46 146V144H45L46 142L42 141V139H41L42 137L44 138L45 136H47L49 134V133L48 134L46 133ZM44 132H45V135L43 136ZM198 132H196V130H194L195 135L196 134L199 135ZM4 133H6V135ZM115 133H117L119 136H121L124 140L126 139L125 141L128 143H124V144H127V146L129 145L128 147L130 149H132L131 150L132 152H130V151H129L130 153L124 152V153H122L123 154L122 156L121 155L118 156L117 154H115L116 151L115 152L112 151L113 148L111 146H109L108 143L109 142L113 143L111 140V135L116 137ZM182 133L185 135L183 136ZM35 134H37V135L35 136ZM161 134H163V135H161ZM205 134L206 133H204V135ZM76 135L79 136V139H77ZM179 135H181V136H179ZM197 135L194 137L195 141L197 140V138L199 139V136L197 137ZM38 136H39V138H38ZM10 137H11V139H9ZM58 137H59V139H58ZM34 139H37V141ZM40 139H41V141H40ZM44 139H46V138H44ZM56 139H58L59 141L57 142ZM127 139H129V140H127ZM105 140L108 141V143ZM134 142H136V143H134ZM38 143L39 144L43 143L44 145L40 144V146H43L44 149H43V147H40ZM120 143H122V142H120ZM52 144H54V145L52 146ZM113 145H114V143H113ZM3 147H4V149H3ZM62 147H63V149H61ZM8 149L10 151H12V153H9ZM16 149H18V150H16ZM149 149L152 151V153ZM3 150H4V152H3ZM5 151H7V152H5ZM143 151L145 152V154L143 153ZM149 151H150V154H149ZM16 152H17V154H16ZM21 152H22V154H21ZM163 152L168 156V157H165V158H168L165 161H167L169 163L168 166H166V163H165L164 168H163V166H161L159 164V162L157 163V161H156L157 160L156 157L161 156V155H162V157H164L162 154ZM59 154H61V157ZM124 154H126V155H124ZM151 154H152V156H151ZM153 155H155V157ZM150 157H152V159ZM82 158L85 160L82 161ZM130 158H132V159H130ZM199 158L201 159L200 161L202 162L203 161L202 159H205L204 154L200 153V155H198V159ZM70 159H71V161H70ZM170 159L172 161H170ZM21 160H23V161H21ZM38 160L40 161V163ZM62 160H63V163H62ZM194 160H195V157H194ZM20 161H21V163H19ZM169 161L172 164H170ZM198 162H199V160H198ZM67 163H69L71 166ZM78 163L80 164L79 166H78ZM136 163H137V166H136ZM18 164H20L21 166H23V164H24V166L21 167V166H18ZM15 165H16V167H15ZM63 165L66 167H64ZM170 165H172V166H170ZM138 166L140 168H138ZM173 166H174V168H173ZM25 167H27V168H25ZM89 167H91L93 169V171L95 172V174L97 175L96 177H97L98 181L101 183L102 190L104 192L103 197L101 196L102 199L100 200V203H103V206H100V208H98L97 205L93 204L94 202L97 201V199L95 197L91 196L88 193V191H84L83 188L80 189L81 184L80 183L78 184L76 179H73L75 177L76 178L82 177V176L85 177V175L90 174L91 170H90V172H88ZM61 168L62 169L67 168L68 171L70 170L69 172L71 174L68 173L67 170H66L67 172H65L64 170H61ZM160 168L168 170V171H166L167 173L173 172V171L176 173V171H177L178 176H177L176 182H174L173 185L176 186L174 188H178L182 192L183 197L181 200L179 197L180 194H178V192L170 193V192H175V191H172L171 189H170V192L167 193L168 196L166 195V191L168 190L170 183H167L166 180L164 181L163 175H160L158 173L159 172L158 169H160ZM171 168H173V170ZM77 169H79V170H77ZM140 170H142V172ZM154 171L155 172L157 171V172L155 173ZM85 172H87V173H85ZM77 173H78V175H77ZM191 173L193 175L192 178L196 177L200 181L199 185L191 177H189V174H191ZM219 176H220V178H219ZM157 177L159 178V180H157L158 179ZM230 178H231V180H230ZM232 179H234V180L232 181ZM7 181H9V182L7 183ZM51 181H52V183H51ZM228 182H229V184H228ZM233 182L236 184H234ZM77 186H79V187H77ZM13 188H14V190H13ZM15 188H17V189H15ZM46 189H48V190H46ZM200 189H201V191H200ZM104 190L107 192H105ZM135 190L137 191V193ZM43 191H45V193L43 194L44 196H42L43 197L42 198L39 195V193H41ZM129 191H130V195L132 194L131 195L132 198H129L130 197L128 195ZM15 194H16V196H15ZM125 195H127V196H125ZM35 196L38 200L35 199V201H34ZM170 196L171 197L173 196V198H176V200H178V201L180 200L179 202H181L182 207H184L182 209L183 215L180 213V211L178 209L175 208V207L179 208L178 204L173 202V199H172V201H170V199H171ZM108 197H110V198H108ZM120 197H122L125 201ZM168 197L170 199H168ZM87 199H90L91 201L89 200L90 202H88ZM103 199H105L106 201L108 200V201L106 202ZM109 199H110V201H109ZM129 199H131V200H129ZM29 200L31 202L34 201L35 203L34 202L30 203ZM250 200L251 199L246 194L241 196L240 198H237L238 205H239L237 211L239 212V217H240V219L241 218L246 219L245 222L241 221V223L235 225L234 229H237L240 232L243 230L246 231L247 227H248L247 216H249V214L247 211V203L250 202ZM101 201H103V202H101ZM104 202H105V205H104ZM110 202H111V204H110ZM185 202H187L188 204H186ZM106 203L108 205L107 207H106ZM39 204H40V206H39ZM83 204H85V205H83ZM118 204H120V205L118 206ZM11 205H13V206H11ZM36 205H37V207H35ZM94 206H95V208H94ZM113 206L115 208L116 207L117 208L115 209ZM125 206H127V207H125ZM16 208L18 210H16ZM186 208H187V210L185 212ZM105 209H106V211H105ZM107 209H108V211H107ZM127 209H128V211H127ZM94 211H98V212H94ZM193 211H196V213L191 214L190 212H193ZM237 211L235 210V212H233V213L237 214ZM70 212H71V214H70ZM113 212H115V213H113ZM104 213H105V215H104ZM100 214H102V219L98 220L99 219L98 215H100ZM108 214L110 216L111 215L112 216L110 217ZM186 214H188V215H186ZM128 215L130 216L129 220L127 219ZM10 216H12V217H10ZM182 217H184L185 220H183ZM131 218L133 220H131ZM90 219H91V221H90ZM126 219L128 220L127 221L128 223H131L133 233L134 232H135V234L140 233L141 234V235L139 234L140 236L143 235L146 237V238L145 237L141 238V239L146 240V241L143 240V241H145V243L141 242L142 241L141 239H140L141 241L139 242L135 238H134V240H135L134 241L133 239L129 240L127 237H125L123 230H120V229H123V226H124V229H126L127 226L129 227V225H127L128 223L124 224ZM15 220H17V221H15ZM103 220H105V221H103ZM123 220H124V222H123ZM229 221H226V222L228 223ZM122 224H123V226H122ZM25 225H26V227H24ZM37 225H39V226H37ZM119 225L122 227H120ZM105 227H107V232H105V234H107V235L103 234L104 233L103 230ZM136 227H137V229L139 228V230H137L138 232L136 231ZM63 229L65 231L64 234L62 232ZM234 229L230 228L229 233L234 234V232H235ZM53 230H56V231H53ZM98 230H100V231H98ZM112 230H113V232H112ZM119 230H120V235H118ZM233 230H234V232L232 233ZM59 232H60V235H57ZM68 232H69V235L67 234ZM205 232H207V234H205ZM116 233H117V235L115 236ZM170 233H172V235ZM208 233H210V234H208ZM242 233L244 234V232H242ZM246 233H247V238H248V236L250 235L251 232H250V230H247ZM113 234H114V237H113ZM66 235L69 237H67ZM226 235H224V236H226ZM54 236L56 237V239L54 238ZM90 236L92 238H90ZM58 237H60V238L58 239ZM64 237H65V239L62 240ZM66 237L69 238L70 240L67 239ZM72 237H73V239H72ZM178 237H179V239H178ZM236 237H238L240 239L239 235H237ZM116 239L117 240L119 239V240L117 241ZM57 240H59V243L56 242ZM68 240H69V242H68ZM127 240L130 242H128ZM182 240H184V241L182 242ZM199 240L201 241V243L206 244V241H204L203 238H199ZM60 241H61V243H60ZM175 241L176 242L179 241V243H181V246H178L179 243L177 244ZM22 242H24L25 244ZM54 242H55V244L58 243L59 245L58 244L53 245ZM126 242H127V244L128 243L131 244L134 253L132 252V250H130V252L129 251L126 252V251L122 250L124 254L121 256L115 257L114 256L115 252L113 250L114 246L119 245V247H120L121 244L124 245ZM134 242L135 243L137 242V244H139V245H137V244L134 245L135 244ZM208 244H209V246H211L210 243H208ZM262 244L264 245V243H262ZM65 247H68V248H65ZM197 247H199V248H197ZM49 248H52V249L49 251L47 256H45L44 253ZM234 248H235V251L237 253H240V251L237 247H234ZM102 249H103V251H102ZM193 249H195V250H193ZM106 250H107V252H106ZM139 250H141V251L139 252ZM157 251L158 250H156V252ZM135 253L137 254L136 258H138V257L140 258V262L138 260L135 261V259H136ZM194 253L197 255H193ZM108 254H110L111 255L110 257H113V258L108 257L109 256ZM104 255H106V256H104ZM248 255L253 260H255L257 262L259 261V254L256 250H253V252L248 253ZM224 256L227 257L226 255H224ZM132 257H133L134 261L131 260ZM107 258H109L108 260L110 263L107 261ZM60 259H61V261H59ZM194 259L195 260L198 259V260L195 261ZM129 260L131 263L129 262ZM173 260L174 259L171 260V258H170V262L171 261L173 262ZM225 260H227V259L225 258ZM177 261H180V260H178V259L175 260L174 261L175 264L178 263ZM181 261L182 262L184 261L182 256H181Z\"/></svg>","mask_w":264,"mask_h":264}]
</instances>
